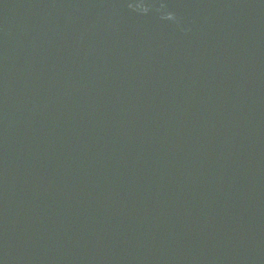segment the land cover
<instances>
[{"label": "water", "instance_id": "1", "mask_svg": "<svg viewBox=\"0 0 264 264\" xmlns=\"http://www.w3.org/2000/svg\"><path fill=\"white\" fill-rule=\"evenodd\" d=\"M0 264H264V0H0Z\"/></svg>", "mask_w": 264, "mask_h": 264}]
</instances>
